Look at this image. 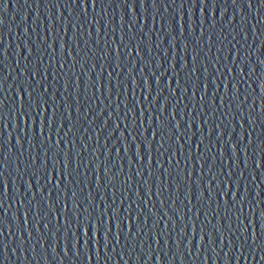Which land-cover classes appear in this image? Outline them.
Segmentation results:
<instances>
[{"label":"water","instance_id":"water-1","mask_svg":"<svg viewBox=\"0 0 264 264\" xmlns=\"http://www.w3.org/2000/svg\"><path fill=\"white\" fill-rule=\"evenodd\" d=\"M0 264H264V0H0Z\"/></svg>","mask_w":264,"mask_h":264}]
</instances>
